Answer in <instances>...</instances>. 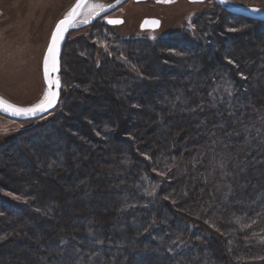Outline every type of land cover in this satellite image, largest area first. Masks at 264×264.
<instances>
[{
	"label": "trees",
	"instance_id": "1",
	"mask_svg": "<svg viewBox=\"0 0 264 264\" xmlns=\"http://www.w3.org/2000/svg\"><path fill=\"white\" fill-rule=\"evenodd\" d=\"M217 8L184 32L155 41L120 37L114 26L97 23L92 28L104 46L96 57L90 54L93 45L76 42L87 51L73 47L75 64L84 72L77 69L74 79L65 59L70 42L65 44L57 111L0 144V150L5 143H36L54 133L74 98L73 87L82 96L106 85L119 100L127 98L135 80L159 78L148 70L153 57H140L139 49L157 48L161 60L174 65L162 76L173 80L154 99H130L134 127L122 123L118 133L129 145L114 138L119 121L93 112L85 119L89 124L98 119L95 136L81 135L82 151L77 144L67 153L62 142L45 146L36 155L42 177L24 179L17 190L0 182V244L28 242L10 251L0 248V264H264V35L254 48H237L227 30L263 32L264 21ZM221 18L225 32L217 43L212 31ZM207 47L219 49L220 56L195 55ZM83 58L87 61H79ZM118 80L125 84L117 95L111 86ZM100 146L106 149L97 156ZM21 162L17 169L26 171V159ZM111 167L114 173H106ZM155 170L168 179L159 182ZM50 180L61 186L51 187ZM209 226L217 227L219 236ZM230 239L232 258L225 252Z\"/></svg>",
	"mask_w": 264,
	"mask_h": 264
},
{
	"label": "rangeland",
	"instance_id": "2",
	"mask_svg": "<svg viewBox=\"0 0 264 264\" xmlns=\"http://www.w3.org/2000/svg\"><path fill=\"white\" fill-rule=\"evenodd\" d=\"M75 1L76 0H0V96L26 107L33 106L43 99L45 92L48 91L43 77V59L51 33L58 20L66 15ZM99 1L100 0H91L89 3L92 5L102 4L104 6L109 4V2L102 3V1ZM234 1L239 4L254 5L264 8V0ZM215 7L220 6L213 0H205L204 2L177 0V2L171 5H157L153 3V0H147L145 2L130 0L123 6L122 10L118 12V14L122 15L121 17L124 20L123 23L113 28L117 29L120 37L143 35L155 41L176 32H184L186 28L192 27V22L195 18H199L202 13H205L209 9H214ZM223 9L224 8L221 7L214 11H224ZM98 11L100 10L97 9L96 12ZM96 12L82 15L79 22L88 21ZM148 15H154L161 19V27L159 29L143 31L139 28L142 17ZM235 15L243 16L239 14ZM226 18L230 24L235 22L234 20H229L231 19L230 17L226 16ZM100 21H102V19H100ZM94 25L88 26V28L84 27L79 30L71 31L68 35L67 42H70L71 48L67 50L65 59L66 63L69 64V71H72L71 76L73 79L78 78L77 69L79 71L82 70L81 66L75 64L77 53L74 52L73 47L76 46L75 49L77 52L78 49L87 51L83 42L82 44H76V42L80 39H85L88 44L93 45L90 54L94 56L97 53L96 57L100 55L99 51L101 47L104 46L102 40L103 36L97 35L98 32L92 28ZM234 29V27L229 26L227 28L228 31ZM98 43L99 45L97 47ZM165 51L169 52V50ZM85 55L87 56V54ZM89 56L87 57L89 58ZM87 64L89 65V62ZM69 79L71 80V78H68V80ZM122 83V80L112 82L113 86L111 87L117 92V95L120 94L118 90L123 91L122 88L125 83ZM89 84H93L92 78H90ZM74 85L76 87L85 88L86 91L88 89L87 87L79 85V83H75ZM56 111L55 109L43 117L25 121L14 120L0 113V144L14 138L23 129L27 130L32 125L51 118ZM115 169L116 167H111L105 171L106 173L112 174ZM154 174H156L157 180L161 183H163L165 179H168V175L165 173L155 170ZM154 185H157V182H155ZM160 188H162V185ZM9 195L15 201H24V198L19 195L14 193H9ZM49 200L50 199L46 200L45 205L51 204ZM211 223L212 221H210V225H212ZM223 224L226 225L225 223ZM209 228L214 232L218 229L213 226H209ZM215 233L219 236L218 232ZM231 239L229 243H227V246L223 243L226 249L225 252L229 254L231 253L234 243Z\"/></svg>",
	"mask_w": 264,
	"mask_h": 264
},
{
	"label": "bare ground",
	"instance_id": "3",
	"mask_svg": "<svg viewBox=\"0 0 264 264\" xmlns=\"http://www.w3.org/2000/svg\"><path fill=\"white\" fill-rule=\"evenodd\" d=\"M92 4L88 3L83 11L82 15H86L91 12ZM81 15V16H82ZM225 24L223 19L221 18L213 25L212 35L216 39L217 43H221L223 40V34L221 31H224ZM225 32V31H224ZM232 32V42L236 45L237 48H254L255 44L258 40H260L263 35V32H253V34L248 30H231ZM248 33L250 35H248ZM157 48H154L150 53L139 49L138 55L143 57L145 55H149L148 57L153 59L151 60V65L148 66V70L150 68L153 71H156L159 74V78L154 79L152 77H147L142 80H135L131 87L130 93L125 99L116 100L112 94L110 93L108 87L106 85L101 86L100 88L91 87L89 91L85 92L82 96L80 95V91L78 88L73 87L69 93L71 97H74L73 100H69V107H67V114H65V118L63 121H59L54 126V133H50V136H46L45 140H41L36 143H28L25 140H20L17 143H5L4 148L0 150V172L2 176L0 178L1 181L7 182V187L13 188L15 190L20 189L22 181L33 175L37 177H42V171L39 164L38 152L44 148L45 146H51V144L61 145L60 142L63 143L65 153L71 148L72 144H77L80 151L85 148V141L81 137V135H90L95 136L93 128L95 122L89 124L86 121L85 117L91 115L93 112L97 113L101 118L117 120L119 121V128L116 133H114L115 140H119L124 142L123 144L129 145L128 139L123 137V135H118V133L122 131V123H125V129H130L134 127L133 120L131 119L129 112L132 110L130 99L134 96H138L141 101L145 99L152 98L159 93V91L166 85H168L173 79H170L164 74L165 70L174 65L167 64L161 60V57L156 52ZM211 52H214L216 55L220 56L219 49L217 48H202L195 55L200 59H205L207 55ZM79 61L86 62L87 58H83ZM156 66H160L161 70L157 72ZM150 67V68H149ZM184 70V69H183ZM61 113L56 115L60 117ZM63 117V116H62ZM77 130V131H76ZM26 132V130H22L20 133ZM54 136L56 142H53L52 139ZM93 138V137H92ZM97 141L101 142L98 137ZM96 140V139H95ZM105 147L100 146L99 151H97V156H101L105 152ZM25 158L27 161V170L20 171L17 168L22 164L21 160ZM63 179H69L68 176L63 177ZM49 184L51 187L61 186V182L56 180H50ZM4 192H8L5 191ZM9 193V192H8ZM27 209V207H26ZM11 243V244H10ZM19 243H28L24 242H15L11 239L0 244V248L4 247L7 251L11 249H15L19 246Z\"/></svg>",
	"mask_w": 264,
	"mask_h": 264
},
{
	"label": "water",
	"instance_id": "4",
	"mask_svg": "<svg viewBox=\"0 0 264 264\" xmlns=\"http://www.w3.org/2000/svg\"><path fill=\"white\" fill-rule=\"evenodd\" d=\"M90 1L91 0H84L83 6L78 10L79 14L76 16L75 20L67 27V30L63 32L62 37H61V39L59 41V44H58V71L50 72V78L52 80L58 79L59 82H60V85H59L58 89H56L55 87L52 89L53 91H58V97H57L56 101L54 102V104L51 107H48L45 111L37 112L34 115H13L11 112H6V111H3V110H0V113L2 115H5V116H7V117H9L11 119H14V120L25 121V120H32V119H37V118L43 117V116L47 115L48 113H50V112H52V111H54L55 109L58 108V106L60 104V101H61L62 89H63V82H62V79H61V71H62L61 59H62V54H63V51H64L65 44L67 42L69 33L71 31L79 30V29H82L84 27L90 26L97 19H99L102 16L110 13L115 8L119 7L126 0H117L111 6L106 8L105 10H103V11L100 10V11L96 12L93 15V17L91 19H89L87 22H81L80 23L79 19H80L81 15H82V11H83L84 7ZM191 1H193V0H191ZM199 1H202V0H198V2ZM213 1L217 5H219L220 7L224 8V9H226V10L232 12V13L243 15V16H246V17H249V18H253V19L255 18V19H259V20H264V8H261L259 6L239 4V3H236L234 0H229L228 3H220V0H213ZM76 3H77V0L74 2L72 7L69 9V11H71V9L76 5ZM69 11L66 13V15L69 13ZM66 15L64 17H62L61 19H59L58 22L56 23V25L59 23V21L64 19L66 17ZM111 20H113V19H111ZM146 21L148 23H145ZM152 21H158V24L154 25V24L151 23ZM56 25H55L52 33H51V37H52L53 32L56 29ZM160 27H161V19L158 18V17H146V18H144V20L141 22V25H140V28L142 30H148V29L157 30ZM51 37H50L48 46L51 43ZM46 54H47V49H46L45 55ZM45 55H44V57H45ZM43 62H44V59H43ZM43 77H44L45 85H46L47 89L49 90L48 81L46 80L45 74H44V64H43ZM0 97H2V96H0ZM3 99L8 101V102H10V103H12V104H14V105H17L19 107L28 108L26 106H21V105H18L16 103H14V102H11V101H9V100H7L5 98H3ZM29 107H31V106H29Z\"/></svg>",
	"mask_w": 264,
	"mask_h": 264
},
{
	"label": "snow or ice",
	"instance_id": "5",
	"mask_svg": "<svg viewBox=\"0 0 264 264\" xmlns=\"http://www.w3.org/2000/svg\"><path fill=\"white\" fill-rule=\"evenodd\" d=\"M193 2H198V0H193ZM229 0H220V3H228ZM84 0H77L76 5L69 11L64 19L59 21L56 25V29L52 34L51 43L47 48V54L44 57V74L48 81L49 90L45 92L43 99L28 108H22L14 105L2 97H0V110L11 112L13 115H34L37 112L45 111L48 107H51L58 97V91H53L55 87L59 88L60 82L58 79L52 80L50 78V72L58 71V44L62 37L64 31L67 27L75 20L76 16L79 14V9L83 6ZM97 9L103 11L105 6L102 4H94L91 6V12H96ZM87 22V21H84ZM109 23H121L119 20H109ZM145 23H148L147 21ZM152 24H158V21H152Z\"/></svg>",
	"mask_w": 264,
	"mask_h": 264
},
{
	"label": "flooded vegetation",
	"instance_id": "6",
	"mask_svg": "<svg viewBox=\"0 0 264 264\" xmlns=\"http://www.w3.org/2000/svg\"><path fill=\"white\" fill-rule=\"evenodd\" d=\"M97 1V0H96ZM102 1V3H105V2H109V4H107L105 6V9L108 8L109 6H111L114 2H116L117 0H100ZM99 1V2H100ZM130 0H126L124 3H122L119 7L115 8L114 10H112L110 13L102 16L101 18L97 19L93 24H91L90 26L94 25L95 23H105L108 25L109 28H112L113 26H117V25H121L123 23V18L121 17L122 15L118 14V12H120L123 8V6L129 2ZM132 1H136V2H145L147 0H132ZM191 1V0H190ZM205 0H202V1H199V2H204ZM175 2H177V0H153V3L157 4V5H171V4H174ZM146 17H157V16H154V15H148V16H144L142 17L140 23H139V28H140V25H141V22L144 20V18ZM159 18V17H158ZM100 19H102V21H100ZM119 20L121 21V23H109V20ZM88 27V26H87ZM141 29V28H140ZM142 30V29H141ZM150 30V29H148ZM145 31V30H143Z\"/></svg>",
	"mask_w": 264,
	"mask_h": 264
}]
</instances>
